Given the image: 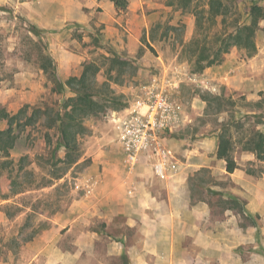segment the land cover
Listing matches in <instances>:
<instances>
[{"label":"rangeland","instance_id":"rangeland-1","mask_svg":"<svg viewBox=\"0 0 264 264\" xmlns=\"http://www.w3.org/2000/svg\"><path fill=\"white\" fill-rule=\"evenodd\" d=\"M224 2L229 6L224 24L218 17L210 34L216 30L227 33L234 20H247L248 1ZM206 3L207 0H127L126 8L119 9L111 0H0V130L6 129L8 117L14 116L10 136L15 137L9 150L14 165L3 163L5 158L0 153V264L28 263L29 241L52 224H69L83 211L86 192L95 183V173L87 171L91 158L100 150L119 151L114 118L144 86L152 82L165 86L184 109L186 121L165 140L169 147L171 139L181 164L190 155L198 154L199 139L217 136L234 117L242 122V127L233 131L237 139L264 129V19L259 22L257 49L252 56L232 47L222 63L193 72L189 54L182 49L195 33L193 10L205 8ZM259 3L264 8V0ZM63 9L70 14L80 11L86 20L64 19ZM43 20L53 22L46 28L41 24ZM41 54L50 56L53 72L42 69L45 59ZM87 65L97 67L95 73L89 71L85 77L88 84L102 92L95 96V107L105 109L85 120V130L78 138L79 158L67 165L70 156L63 148L53 154L58 132L54 125H48L63 98L73 95L65 82L71 77L79 78ZM207 93L231 97L235 105L217 115L205 114L206 102L202 98ZM109 97H114L112 102ZM25 105L27 108L19 112ZM42 109L47 113L42 114ZM45 133H49L48 142ZM242 151L241 143H237L233 156L240 159ZM20 158L24 161L18 167ZM241 160L254 178L264 174V161L253 153ZM215 164L213 168L194 170L187 178L193 193L191 202L201 200L209 210L203 227L216 238L204 247L203 260L192 264H231L234 251L227 245L233 243L236 264H264L260 217L245 218L224 208L218 201L220 193L207 190L211 188L222 195L230 192L232 182L220 172L224 161ZM11 168L12 179L22 192L10 191ZM196 172L198 184L191 186L189 177ZM53 174L61 177L52 179ZM156 185L165 192L162 182ZM93 226L102 228V221L96 217ZM248 226L256 228L249 231ZM100 239L115 237L103 234ZM103 249L98 248L101 252ZM196 250L189 246L183 259L191 261ZM112 261L108 264H124L117 257Z\"/></svg>","mask_w":264,"mask_h":264},{"label":"crops","instance_id":"crops-1","mask_svg":"<svg viewBox=\"0 0 264 264\" xmlns=\"http://www.w3.org/2000/svg\"><path fill=\"white\" fill-rule=\"evenodd\" d=\"M61 13L64 19L86 20L80 11L70 14L63 9ZM48 23L41 22L46 28L51 25ZM217 139L215 135L199 139L198 154L191 156L186 151L190 158L182 164L169 139L171 147L168 148L177 158L178 166L163 178L155 174L145 155L130 165L124 160L119 145L115 153L100 150L87 168L89 173H95V183L86 192L83 211L69 224H58V227L52 224L29 241L26 247L30 255L26 264H108L113 262V257L123 259L124 264H183L186 260L182 255L189 252V246L197 250L187 264L201 262L204 247L216 238L203 227L209 210L201 200L191 202L187 178L190 172L201 167L213 168L215 162L221 160L215 154ZM248 154L252 153L242 151L240 159L234 157L237 167L233 172H226L225 163L220 166V172L232 182L230 192L246 201V211L260 217L264 231V174L254 178L247 173L241 158ZM159 181L165 192L157 188ZM96 217L102 221L100 229L93 226ZM254 228L248 226L246 229L252 231ZM103 234L115 239H100ZM235 245H227L234 251L231 264L237 263ZM100 246L105 248L102 252L98 250Z\"/></svg>","mask_w":264,"mask_h":264},{"label":"trees","instance_id":"trees-1","mask_svg":"<svg viewBox=\"0 0 264 264\" xmlns=\"http://www.w3.org/2000/svg\"><path fill=\"white\" fill-rule=\"evenodd\" d=\"M114 5L119 9H125L127 6V0H111ZM183 2H190L191 0H181ZM234 1V0H233ZM248 1L249 7L247 12V20L239 22L237 19L232 23L231 30L227 33L216 30L209 33V29L217 24L218 17H221V25L224 24L225 15L229 6L225 4L224 0H207L206 7L199 10H193L196 19L195 33L192 38L183 45L182 51L189 54V58L192 62V71L201 72L206 67L212 65H218L224 60L225 54L235 47L239 50H243L246 56H252L257 49L256 46V33L259 29V22L264 19V8L261 2L262 0H241ZM44 57L45 63L41 65L42 69L47 73L53 72V66L51 58L47 54H41ZM97 67L91 69L87 65L84 72L79 78L71 77L65 83L71 89L73 95L63 98L62 103L59 105L57 111H54L51 123L48 126L54 125V129L58 132V145L53 150V154L63 148L66 156L70 158L66 161L69 165L74 163L79 158L78 153V138L83 134L85 130V120L93 115H97L103 112L105 108L95 107V96L101 95L102 92L96 90L85 77L86 73L91 71L95 73ZM105 95V94H104ZM110 102L114 97H109ZM206 102L205 114H218L227 111L229 107L235 105V101L231 97H224L222 95L209 94L202 98ZM252 103V102H249ZM26 105L19 112L25 110ZM34 110L39 112L37 107ZM37 109V110H36ZM33 110V111H34ZM42 114L47 113L44 109ZM52 111L50 109V112ZM252 115H256L255 113ZM5 118H7V115ZM234 117V116H233ZM14 116L8 117L7 128L0 130V153L5 158L3 163L14 165V160L9 158V150L14 146L15 137L10 136L12 133ZM242 127V122H239L238 118H233L232 122L228 126H222L221 132L217 135L218 141L215 149V154L218 159H221L225 163L226 172H233L237 167L236 160L233 156L237 143H241V150L251 152L255 155V158L264 161V129L255 130L252 134H248L244 137H237L233 134V131H238ZM45 138L50 140L49 133H45ZM71 153V154H70ZM76 153V154H74ZM23 159L18 160V167L23 164ZM11 193L22 192L17 188V183L12 179L11 173ZM200 170L207 171V168ZM52 179H58L61 174L51 175ZM198 173L189 177V184L197 185ZM213 194L220 193L218 201L224 205V208L236 211L240 216L245 218H259L258 215H252L245 209L246 201L231 192H227L226 195H222L217 190L207 189ZM225 194V193H224ZM193 193L191 191V197ZM252 215V216H251ZM256 225V223H251Z\"/></svg>","mask_w":264,"mask_h":264},{"label":"built area","instance_id":"built-area-1","mask_svg":"<svg viewBox=\"0 0 264 264\" xmlns=\"http://www.w3.org/2000/svg\"><path fill=\"white\" fill-rule=\"evenodd\" d=\"M183 110L165 86L156 82L144 86L114 118L116 139L124 160L133 165L141 155H145L155 174L161 178L176 171L177 158L165 140L186 121Z\"/></svg>","mask_w":264,"mask_h":264}]
</instances>
